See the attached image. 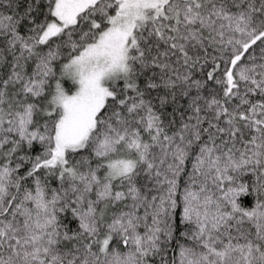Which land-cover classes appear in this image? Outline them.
Instances as JSON below:
<instances>
[{"label":"snow or ice","instance_id":"6c2138e0","mask_svg":"<svg viewBox=\"0 0 264 264\" xmlns=\"http://www.w3.org/2000/svg\"><path fill=\"white\" fill-rule=\"evenodd\" d=\"M0 264H264V0H0Z\"/></svg>","mask_w":264,"mask_h":264}]
</instances>
